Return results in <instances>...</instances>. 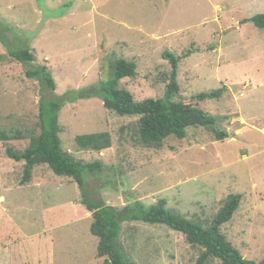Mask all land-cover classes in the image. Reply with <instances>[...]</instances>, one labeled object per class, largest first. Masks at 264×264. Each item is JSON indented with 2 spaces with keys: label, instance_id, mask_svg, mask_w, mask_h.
Wrapping results in <instances>:
<instances>
[{
  "label": "rangeland",
  "instance_id": "374dc122",
  "mask_svg": "<svg viewBox=\"0 0 264 264\" xmlns=\"http://www.w3.org/2000/svg\"><path fill=\"white\" fill-rule=\"evenodd\" d=\"M264 14V0H0V129L24 139L40 134L44 93L11 60L8 47L29 48L47 66L55 93L91 89L112 72L111 62L137 65L120 88L136 101L162 99L171 65L165 51L182 57L175 101L197 105L217 120L215 129L191 127L184 139L160 147L139 142L138 117L119 116L99 97L67 103L60 113L62 147L86 164L89 199L122 210L141 202L167 207L205 229L231 195H241L222 234L248 260L264 261V29L248 22ZM189 51L192 53L184 57ZM223 89L220 99L199 102L200 93ZM108 132L113 145L83 150L79 135ZM0 142V264H103L91 234L92 213L71 178L37 165L24 183L17 162ZM121 244L134 264H196L204 248L165 225L126 221ZM209 264H223L212 259Z\"/></svg>",
  "mask_w": 264,
  "mask_h": 264
},
{
  "label": "trees",
  "instance_id": "16d2710c",
  "mask_svg": "<svg viewBox=\"0 0 264 264\" xmlns=\"http://www.w3.org/2000/svg\"><path fill=\"white\" fill-rule=\"evenodd\" d=\"M257 28L264 29V14H257L247 20ZM0 41L9 45L6 37L0 34ZM189 51L184 57H188ZM8 57L23 64L26 68V76L37 80L43 90L39 102V128L40 134L31 135L30 144L24 150H17L8 143L14 140L24 139L22 134L12 135L4 129H0V142H6V152L10 158L17 162L25 161L24 183L31 180L33 170L37 165H47L55 175L71 178L82 192L83 203L92 213L91 234L98 242V257L105 258L103 264H134L128 257L121 244V225L126 221H140L151 225H165L184 234L189 243L204 248L196 264H209L212 259H219L223 264H264L244 258L241 252L222 234L221 227L229 223L241 203V195H231L217 213L208 229L195 221L175 213L167 207L166 200H160L157 204L146 207L141 202H135L118 210L113 206L101 205L89 199L85 172L95 173L102 168L99 162L86 164L74 158L69 152L64 151L60 134V113L64 106L77 100L99 97L104 107L119 116L138 117L139 142L149 148L160 147L169 137L184 139L191 127H203L215 129L217 120L210 116L197 105L186 101H175L174 97L179 93L178 81L179 66L182 57H178L170 51L163 53V58L169 61L171 73L164 98H148L136 101L133 94L120 88L121 80L133 78L137 74V65L125 59H115L111 62L112 72L107 80H101L98 84L86 90H71L63 95L55 93L56 82L47 66L36 62V56L31 49H14L8 47ZM5 56L0 55V60ZM224 90L200 93L194 97L199 102L220 99ZM217 132L218 140L227 138V134ZM77 145L83 150L103 152L112 147L113 141L108 132H100L76 137Z\"/></svg>",
  "mask_w": 264,
  "mask_h": 264
}]
</instances>
